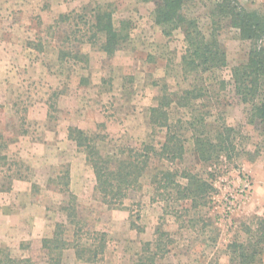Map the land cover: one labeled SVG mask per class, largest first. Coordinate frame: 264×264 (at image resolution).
<instances>
[{"label": "rangeland", "instance_id": "374dc122", "mask_svg": "<svg viewBox=\"0 0 264 264\" xmlns=\"http://www.w3.org/2000/svg\"><path fill=\"white\" fill-rule=\"evenodd\" d=\"M215 1L191 0L186 8L205 35L214 28L209 13ZM237 1L264 14V0ZM97 6L107 8L116 26L125 21L128 38L113 55L101 49L103 38L92 28ZM153 9L142 0H0V194L6 208L17 206L0 222V248L28 258L27 264H48L57 256L42 246L56 223L62 238L98 251L96 261L85 262L65 248L61 264H232L230 244L264 217V122L247 121L248 105L231 77L232 68L246 62L250 42L221 20L215 31L226 65L185 77L183 34L177 29L164 36ZM60 14L68 17L58 19ZM202 86V97H179ZM162 98L169 101L162 110L181 140L182 157L153 155L140 189L109 207L94 191L91 166L68 127L92 136L104 155L144 143L159 151L165 128L149 116ZM225 126L232 129L230 145L211 160L199 159L192 129L216 140ZM164 170L181 184V171L196 174L211 189L193 205L177 199L169 185L158 191L161 197L153 176ZM68 192L76 196L73 217L63 209L72 205ZM97 231L106 235L103 252ZM253 264H264V254Z\"/></svg>", "mask_w": 264, "mask_h": 264}, {"label": "trees", "instance_id": "16d2710c", "mask_svg": "<svg viewBox=\"0 0 264 264\" xmlns=\"http://www.w3.org/2000/svg\"><path fill=\"white\" fill-rule=\"evenodd\" d=\"M142 1L153 3V19L164 36H170L174 30H181L185 42L184 53L181 56L182 71L185 77L191 74L202 76L207 72L225 66L227 62L226 51L219 41L215 29L221 20L227 21L229 25L237 28L239 36L248 40L250 47L246 62L234 66L231 70L234 91L240 97V100L248 105L246 111L247 121L249 123L264 122V14L257 11H247L239 5L237 0H217L209 13L214 28H212L209 35H205L197 19L186 12L191 0ZM92 12V28L95 33L100 34L103 38L101 49L106 55H113L128 38L127 34L123 33L125 28L123 23L125 21L119 22L116 26L111 13L107 11L106 7L97 6ZM66 17L68 16L60 14L58 19ZM206 90L203 86L188 88L183 90L179 97L182 96L184 99L189 96L202 97ZM176 102L179 105L177 100ZM168 103V100L163 101L162 98L157 106L150 108V123L165 128V140L159 151L154 146L144 143L141 148L124 147L111 154L104 155L98 150L92 136H88L79 128L68 127V137L84 150L86 159L91 166L95 179L94 191L107 206L117 207L122 205L124 199L129 198V192L140 189V178L148 168L153 155L167 160L182 157L183 146L181 140L175 132L171 131L167 113L162 110V107ZM196 123H202V119L196 121ZM191 125L195 124L191 123ZM192 130H194L191 136L194 141V150L197 152L199 159L203 161L211 160L218 151H222L226 149V145H230L228 137L232 130L230 127L225 126L221 131H217L216 140H212L207 136H200L203 132L195 128ZM175 176L176 173L167 170L158 171L153 176L155 177L153 182L156 185L157 195L162 197L163 194H159L158 191L169 185L174 189V195L177 199H189L193 205L197 200L204 198L211 189V185L196 174L181 171L179 176L186 180L185 184L179 183ZM68 194L72 205L70 207L65 206L63 209L68 217H73L72 210L75 207L76 196L71 192H68ZM59 227L60 224L56 223V229L53 231L52 236L42 240V246L50 248V251L56 250L57 256L50 257L48 264H61L62 250L68 247L74 249L77 259L85 262L96 261L97 248L91 250L84 245H79L77 242L67 241L61 237ZM243 231L245 238L235 240L230 244L233 254L232 264H253L260 255L264 254V217L257 218L254 228L245 226ZM94 235L99 240L100 251L103 252L105 233L97 231L94 232ZM146 245L149 246L150 243H146ZM160 245L156 241L154 247L159 249ZM84 253H89V256H84ZM153 258V256H146L145 259L152 261ZM28 261V258L15 257L10 252L0 248V264H27ZM143 261L140 260L139 264H143Z\"/></svg>", "mask_w": 264, "mask_h": 264}, {"label": "crops", "instance_id": "0c3cea01", "mask_svg": "<svg viewBox=\"0 0 264 264\" xmlns=\"http://www.w3.org/2000/svg\"><path fill=\"white\" fill-rule=\"evenodd\" d=\"M0 48H1V46H0ZM29 50H31V48L30 47H27ZM2 49H0V51H1ZM21 57V56H20ZM21 59H23V56H22V58ZM20 59V60H21ZM12 62L14 63L13 65H12V67L14 66L15 68H17L16 67V65H17V62H16V60L15 59H13L12 58ZM25 62V58L23 59V61H22V63H24ZM21 63V62H20ZM6 64H10V62L8 61ZM9 66V65H8ZM9 68H11V66H9ZM12 193H16V191L14 190V191H11ZM15 196H17V195H15ZM14 196V197H15ZM3 202H4V196H1V194H0V222H3L4 221V219H8V217H10V215H15V213H16V211H14L15 210V207H17V206H11L12 207V209H11V207L10 208H6L5 207V205L3 204ZM42 225H43V222H42ZM46 228V231H47V226H45ZM13 229H15V226L14 227H12V229H11V231H14ZM45 231V232H46ZM44 232V233H45ZM52 234H53V232H52ZM45 237H51L50 236V234L49 233H46V235H45ZM71 256V255H70Z\"/></svg>", "mask_w": 264, "mask_h": 264}]
</instances>
